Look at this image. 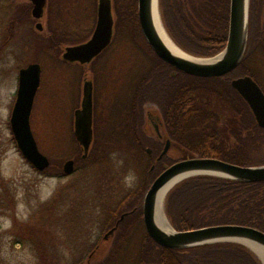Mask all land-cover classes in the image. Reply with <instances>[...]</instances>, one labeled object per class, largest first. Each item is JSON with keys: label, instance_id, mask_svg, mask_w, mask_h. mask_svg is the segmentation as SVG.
<instances>
[{"label": "rangeland", "instance_id": "obj_1", "mask_svg": "<svg viewBox=\"0 0 264 264\" xmlns=\"http://www.w3.org/2000/svg\"><path fill=\"white\" fill-rule=\"evenodd\" d=\"M21 1L17 0V3ZM6 2L8 0H0V180L4 187L12 191L15 206L0 211V264H86L79 262L86 248L94 255L99 250L91 262L95 264L104 259L112 247L95 246L101 233L98 225L107 223L103 211L108 204L115 205L133 193L140 194L151 179L147 172L150 166L138 162L140 153L136 142L122 136L123 133H131L130 128L124 126L125 122L118 118L114 110L115 104L121 106L123 103V96H118L117 92V65L121 67H118L123 74L120 85L125 91L126 83L134 72H140L147 58L126 37V31L117 29L115 3L113 49L105 52V57L101 59L108 73L103 81L101 73L95 72L96 66H92V75L89 67L71 65L63 60L65 48L80 42L60 46L59 55L58 48L44 51L24 44L27 36L47 40L50 25L51 28L68 31L75 40L84 38L83 41H86L95 27L99 0H58L53 15L48 4L42 31L36 29L37 21L32 31L31 24L25 23L10 40L7 38L9 14L4 8ZM159 11L164 24L160 0ZM251 12L252 0L250 24ZM141 41L139 39L142 45ZM31 63H40L42 67L31 125L40 150L53 163L52 169L47 172L37 170L26 160L12 139L10 126L19 86V70ZM253 66L264 83L262 53ZM88 77L93 78L95 83L94 125L102 132L104 142L110 144L106 148L110 153L108 160L101 165L88 162L77 166L76 162L75 172L61 177L54 173L55 170L60 166L64 170L65 162L75 159L74 155L81 147L76 141L74 113L81 107L83 83ZM216 100L213 98V107L218 112L220 100ZM85 196L87 199L83 200ZM73 204L80 206L78 211L72 210ZM74 212L76 215H73ZM89 225H93L91 230ZM83 229L91 233V240L86 241L88 236L84 237ZM140 229L138 234L143 238L146 233L144 226ZM137 247L129 246L132 253ZM254 254L263 264L261 257Z\"/></svg>", "mask_w": 264, "mask_h": 264}, {"label": "trees", "instance_id": "obj_2", "mask_svg": "<svg viewBox=\"0 0 264 264\" xmlns=\"http://www.w3.org/2000/svg\"><path fill=\"white\" fill-rule=\"evenodd\" d=\"M262 2L263 0H252V7L258 16L252 17L254 20L250 24V41L252 43L249 46V51L241 64L225 76L202 78L187 74V87L184 90L180 84L176 85L174 82L180 78L181 74L173 77L170 73L171 70L167 69L169 65L163 60L155 57V60L152 61L146 56L147 59L144 60L140 72H134L126 83L125 91L121 95L123 103L121 106L115 104L114 107L118 118L125 122L124 126L127 125L126 127L130 128L129 132L131 133H123L122 136L128 138L130 142L131 139L136 141L138 135L131 129L134 127V122L144 118V103L149 101L152 95H155L165 116L167 114L177 115L176 125L179 128L182 126V117H186L189 144L197 148V145L201 143L200 137L209 132L204 129L216 126L213 98L221 102L226 100L229 103L231 101L228 97L234 95L238 97L236 101L238 105L243 103L240 94L231 85L234 78L250 75L264 90V83L260 79L259 72L253 66L257 57L262 53L260 46L257 45L258 39H256V33H259L261 28ZM57 3L58 0L48 1L51 15H53ZM114 3L118 16L117 29L126 31V37L140 51L143 48L148 52L152 50L140 26L138 0H114ZM160 6L168 33L185 52L196 57L211 58L225 49L229 34L231 0H160ZM4 8L9 14L8 40L13 39L17 29L25 23L31 24L32 31V26L37 20L32 16L33 5L31 2L22 0L17 3V0H8ZM67 32L51 28L50 25L47 40H37L27 36L24 44H29L31 47L34 45L35 49L39 48L44 51L48 48H58L57 54L59 55L61 53L60 46L81 42L84 39L75 40ZM139 39H142V45ZM155 71L156 78L152 74ZM135 105H138V109ZM182 105L185 107L183 108ZM245 111L252 122L251 142L253 144L264 142V129L259 126L248 107H245ZM12 139L16 142L14 137ZM104 140L102 132L95 128L94 141L88 156L83 158L84 151L81 147L74 155L77 166L79 163L92 162L101 165L102 162H106L110 153L106 148L110 144ZM209 143L214 145L216 141ZM135 144L137 145V142ZM196 151L198 150L196 149ZM259 153L262 151L253 150L251 158H237L233 162L243 166L264 165ZM52 167L51 161L50 167L45 171L51 170ZM83 168L87 167L84 165ZM76 169L78 170V167ZM147 169L151 179L140 194L133 193L115 205L108 204L103 211V215L107 218L106 222L115 224L122 214L137 207L120 221L119 231L124 230V224L144 223L143 199L153 181L164 168L155 167L154 170H151L149 167ZM54 173L61 177L66 176L61 166ZM259 183L261 182L248 183L208 175L192 176L176 184L168 193L166 214L177 231L232 224L250 226L264 232V209L261 208V205L248 206L244 198L246 192L260 190L261 186L257 185ZM251 184L256 185L248 186ZM85 198L87 199L85 196L83 200ZM14 206L15 199L12 191L8 187H4L0 180V211L12 209ZM48 207L50 208V206ZM71 208L73 211H78L80 206L73 204ZM73 215L76 213L74 212ZM145 234L146 241L142 242L133 253L128 246L119 242L120 238L117 236L108 255L95 264H261L250 248L237 242H218L173 250L159 245L148 233Z\"/></svg>", "mask_w": 264, "mask_h": 264}, {"label": "water", "instance_id": "obj_3", "mask_svg": "<svg viewBox=\"0 0 264 264\" xmlns=\"http://www.w3.org/2000/svg\"><path fill=\"white\" fill-rule=\"evenodd\" d=\"M27 1L33 5V18L38 20L36 29L42 31L44 29L42 20L48 8V0ZM113 4V0H99L98 19L92 36L85 42L67 46L62 55L64 60L71 63L87 64L111 45L115 27ZM138 16L142 32L158 57L176 69L193 76L202 78L225 76L241 64L249 51L250 0H231L227 45L222 52L214 57H197L208 60L205 62L177 55L164 43L154 22V0H138ZM41 74L40 63H31L19 70V86L10 118V126L17 147L26 160L37 170L44 171L50 167L51 161L40 150L31 125V114L41 84ZM231 85L247 101L257 123L264 128V91L260 84L252 76L246 75L233 79ZM93 93V82L85 81L82 104L75 112V135L84 151L83 158L88 156L93 142ZM165 152L166 150L163 153ZM74 171L75 160H67L64 164L65 174L71 175ZM184 174L186 176L177 181L175 185L186 178L197 175L254 183L264 181V165L240 166L217 159L194 158L167 167L154 180L144 198L143 218L148 234L159 245L173 250L218 242H237L257 254L250 243L264 247V232L254 227L229 224L177 231L172 226L173 231L166 232L157 225L155 215L160 190ZM127 215L129 213L122 214L117 225L109 233L115 231L120 221Z\"/></svg>", "mask_w": 264, "mask_h": 264}, {"label": "flooded vegetation", "instance_id": "obj_4", "mask_svg": "<svg viewBox=\"0 0 264 264\" xmlns=\"http://www.w3.org/2000/svg\"><path fill=\"white\" fill-rule=\"evenodd\" d=\"M262 3L263 4L261 8V18H262L261 28H260L259 33H256V39H258L257 45L260 46L262 50V54L264 55V0ZM254 11L255 10L252 7L251 17H256ZM96 13H97V17H96V23H97L98 4L96 7ZM253 20L254 19H252L251 21L253 22ZM96 23H95V27H96ZM95 27H94V30H95ZM114 36H115V31H114ZM113 41H114V38H113ZM112 43L100 55L95 57L90 63L82 64L80 62L71 63L65 60L64 61L71 65H78L79 67L87 66L89 67V71L92 73V75H93L92 66H96L95 72L101 73L100 76L102 80L105 81V78H107L108 73L105 72V66L102 64L101 59L105 57L103 55L105 54V52H109L111 49H113L111 48ZM251 43L252 42L250 41V38H249L250 46H251ZM152 51L148 52L146 49L143 48L140 52H142V55L149 56L147 58L153 61L155 60V57L158 58V55L154 51L152 53ZM118 67H120V65H117L115 77L117 78V82L119 83L117 87L118 96H121L124 91L122 87L123 85L122 86L120 85L123 74L119 72L121 67L120 69ZM168 68L171 70L170 73L173 77H177L179 74H181L180 78H177L176 81L174 82L176 85L180 84L182 88L185 90L187 87V73L176 69L172 65H169L167 69ZM152 74L156 78V71L153 72ZM88 79L93 82V88H94L93 95H94L95 94L94 79L89 78V77ZM88 79L86 78L84 80L83 94H84V84H85V81H87ZM169 81L171 82L172 80H169ZM239 96L243 100L244 104L239 102L240 104L238 105L236 103V101L238 100L237 99L238 97L234 95H231L228 97V99L231 101L229 103L226 100L222 102L221 101L219 102L216 100L217 102L220 103L219 111L218 112L216 111V116L214 120V123L216 126L204 129L205 131L207 130L209 132H207L205 136L200 137L201 143L197 145L198 147L196 148L194 145L189 144L190 138L188 136V127H187L186 117L185 116L182 117V122H181L182 126L179 128L176 125L177 115L167 114L165 116V114H163L162 112L161 104L157 100L156 96L152 95L150 100L145 102L143 105V109L145 112L144 118L138 119L136 122H134V127L131 129V131H133L135 134L138 135L135 141L137 142L136 148L139 149V153H140L138 162L144 166H150L151 168H155L156 166H161L164 168V170L167 167L173 166L178 162L188 160V159H194V158L217 159V160H221L227 163L236 164L233 161H235L237 158L239 159L251 158L253 154V150H261L262 153H259V154L262 156L261 160L264 161V142L253 144L250 139L251 130H252L251 129L252 122H251V119L247 111H245V107H248L250 112L253 114L252 109L250 105L247 103V101L241 95ZM82 99H83V95H82ZM81 104H82V101H81ZM135 107L138 109V105H135ZM182 107L184 108L185 105L184 106L182 105ZM94 135H95V125H94V117H93V141H94ZM210 141L211 142L216 141V144L210 145L209 143ZM196 149L198 151H196ZM165 150L166 152L163 153ZM236 165H239V164H236ZM240 166H243V165H240ZM254 185L256 184H251L248 186L251 187ZM257 185L261 186V189L257 191L250 190L246 192L244 198L248 206L253 207L255 205L257 206L261 205V208L264 209V181H262L261 183ZM234 200L235 198L233 199V201ZM143 205H144V199L142 202V207ZM136 208L137 207H135V209ZM134 210H131L130 212H125V213L131 214ZM116 225H117V222L115 224L103 223V224L98 225L101 228L100 229L101 233L99 234V237L97 238L96 245H95L96 247L103 246V245L113 246L117 236H119L120 238L119 242H121L123 245H126L128 247L131 244L139 246L142 242L146 241L145 240L146 234L143 238H140V235L138 234V231L141 230L140 229L141 226H144L145 232L148 233L145 227V223H143V225L142 224H132V223L124 224L123 231H119V228H120V223H119L117 229L109 233ZM89 227H91L90 228L91 230L93 225H89ZM83 230L85 231L84 237L88 236V239H86V241H88L91 233L87 232L88 229H83ZM98 252L99 250H97L94 255L92 250L89 251V248H86L85 255L84 257L79 259V262L91 264V262L97 257Z\"/></svg>", "mask_w": 264, "mask_h": 264}, {"label": "bare ground", "instance_id": "obj_5", "mask_svg": "<svg viewBox=\"0 0 264 264\" xmlns=\"http://www.w3.org/2000/svg\"><path fill=\"white\" fill-rule=\"evenodd\" d=\"M154 22H155V26H156V29L160 37L162 38L164 43L170 48V50H172V52L182 57L194 60V61H200V62L208 61V60L200 59V58L194 57L193 55H190L189 53L185 52L175 43V41L172 39V37L170 36V34L168 33L167 29L165 28L162 22L160 11H159V0H154ZM184 176H186V174L180 175L174 180H172L170 183L165 185L158 194L155 220H156L157 225L161 229L165 230L166 232H172L173 229H172L171 222L166 215L165 201H166V198L171 188L175 185L177 181H179ZM250 245L254 248L257 254L264 261V247L256 245L254 243H250Z\"/></svg>", "mask_w": 264, "mask_h": 264}]
</instances>
